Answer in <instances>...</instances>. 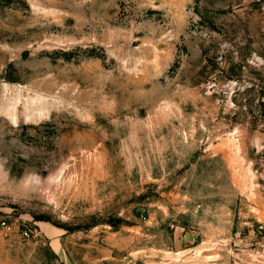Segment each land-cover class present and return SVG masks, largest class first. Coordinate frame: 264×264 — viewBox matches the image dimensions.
<instances>
[{
  "label": "rangeland",
  "instance_id": "rangeland-1",
  "mask_svg": "<svg viewBox=\"0 0 264 264\" xmlns=\"http://www.w3.org/2000/svg\"><path fill=\"white\" fill-rule=\"evenodd\" d=\"M0 264H264V0H0Z\"/></svg>",
  "mask_w": 264,
  "mask_h": 264
}]
</instances>
